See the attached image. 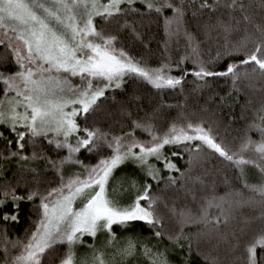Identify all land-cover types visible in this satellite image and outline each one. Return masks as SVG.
Listing matches in <instances>:
<instances>
[{
    "label": "snow or ice",
    "instance_id": "obj_1",
    "mask_svg": "<svg viewBox=\"0 0 264 264\" xmlns=\"http://www.w3.org/2000/svg\"><path fill=\"white\" fill-rule=\"evenodd\" d=\"M260 7L264 9V0ZM96 18L115 22L145 49L151 38L141 28L153 23L161 27L164 59L153 66L145 56L118 47L120 36L98 27ZM233 34L238 38L230 39ZM181 39L182 49L173 58L170 45L179 47ZM209 41L217 47L214 53L209 48L205 58ZM0 52V64L13 69L0 71V264H116V257L122 262L137 254L147 264H171L168 249L159 247L164 238L182 254L180 264H191L193 252L203 255L205 264H219L201 249V239L211 237L209 229L219 233L221 224L228 225L235 208L255 204L261 207L259 215L243 219L220 239L235 254V264H264V105L248 125L259 139L246 131L236 146L226 144L208 121L183 111L162 131L154 123L156 109L133 118L123 105L121 115L128 123L116 121L118 132L88 124L101 108V98L107 99L106 91L121 88L125 77L156 90L181 92L189 76L197 89L222 79L231 81L233 90L250 75L264 78V18L257 21L248 0H0ZM69 77H79L80 83ZM224 100L220 97V103ZM137 131L148 138L140 139ZM81 150L95 154L96 162L85 164L77 156ZM184 153L189 168L195 160L216 156L234 174L222 177L230 189L225 195H217L213 183L195 211L170 209L179 228L168 232L157 190L182 184L188 169L177 161ZM36 161L43 167H32ZM125 162L140 169L143 182L132 181L122 189L130 198L121 202L115 189L109 192V182ZM66 165L78 170L67 172ZM249 168L258 172L255 183ZM49 171L55 179L45 177ZM25 203L32 204L37 218L23 239H9L6 226L19 222ZM135 221L150 227L156 243L141 237L120 242L113 225ZM254 221L258 226L253 227ZM186 224L203 227L186 233ZM98 233L106 234L105 246L113 251L93 243L86 245L90 256H78L84 237L94 240Z\"/></svg>",
    "mask_w": 264,
    "mask_h": 264
},
{
    "label": "trees",
    "instance_id": "obj_2",
    "mask_svg": "<svg viewBox=\"0 0 264 264\" xmlns=\"http://www.w3.org/2000/svg\"><path fill=\"white\" fill-rule=\"evenodd\" d=\"M251 4L253 11L256 13L257 21L264 18V9L260 7V0H248ZM98 27L102 26L106 32L112 34H118L120 36V44L118 47H125L130 49L133 54L140 56L143 55L148 59V62L157 66L158 63L164 59L163 46L160 43L164 39L163 30L161 27L156 26L154 23L150 26L141 28V31L145 33V38H151V43L148 49H145L139 41H136L130 34L123 33L119 30L118 25L115 22L104 23L99 18H96ZM239 34H233L230 39H237ZM220 43H223V37L218 38ZM183 40H179V47L176 42L170 45V54L173 58L178 55V51L182 49ZM217 44L214 41H209L204 45V55L207 58L209 54V48L214 53ZM3 53L0 52V56ZM191 66V65H188ZM13 70L12 66L0 64V71ZM173 74H178L173 72ZM188 83L184 85V89L181 92L179 89L170 90L165 89L163 91L154 89L151 85L140 79H129L126 77L125 83L119 89H109L106 91L105 98H101L103 103L101 108L97 111L95 116L90 117L89 126H96L102 130L119 131L120 124L116 121L120 120L122 123L127 124L126 117L121 115V105L126 106L132 113L133 118L146 117V114L153 112L156 109L154 123L159 130H164L170 122L175 120L181 113L187 112L194 114L197 117L203 118L212 124L213 128L219 133V136L226 144L230 146H236L239 144L240 138L247 131L248 135L254 140L259 139V133L253 129L248 130V125L255 119L256 111L264 105V78L258 75H250L248 79L243 80L238 85V90L232 89L231 81L226 80H210L208 87L196 88V84L193 82L194 78L189 76L187 78ZM220 97H224V103H220ZM114 98V99H113ZM179 105V107H177ZM171 106V107H169ZM82 126L83 121L81 120ZM127 130V129H125ZM137 136L140 139H147L146 133L137 131ZM173 150H178L173 148ZM50 154L51 148H46ZM63 154V153H61ZM78 158L84 161L85 164H94L97 156L95 154H89L84 150H81L77 154ZM188 156L183 154V158L177 161L179 167L182 170L188 169L187 175L181 177L182 184L178 183L175 187L166 188L161 185V188L157 190V195L161 197L162 203L160 204L158 211L164 218L166 230L168 232H174L178 230L176 218L171 215L170 209L175 207L180 209L182 207H190L195 211L199 198L208 191V188L213 183L215 184L216 194L225 195L230 191L229 187L222 182L224 173L229 176L234 174V169L229 167L226 162H222L221 159L216 156H207L199 160L193 161L189 168L186 162ZM32 167L42 168L43 164L40 161L34 162ZM12 167H15L13 164ZM125 167L129 168V174L134 177L135 181L139 184L143 182V173L136 166L130 165L128 162ZM131 167H133L131 169ZM122 168H119L113 174V182L122 176ZM174 175H179L173 173ZM45 177L48 179H55L51 171L45 173ZM199 177L205 181L204 185H201L197 180ZM155 188V184L153 185ZM233 188L239 189V185L233 183ZM195 194L196 199H193ZM245 197L249 193L244 192ZM261 211L259 204L255 205H242L237 207L233 211L234 219L228 224L219 226V233L215 230L211 231V237L201 239V249L218 258L219 264H235L236 256L229 248L228 244L220 239V234H229L238 229L239 224L245 218L258 216ZM37 217L34 214V209L31 203H25L22 205V212L18 223L8 224L7 232L9 239L20 238L23 239L27 233L32 229V221ZM131 226L135 229L133 237L150 238L151 243H156L155 238L152 237L151 229L144 222L135 221L130 222ZM258 226V221L253 222V227ZM4 227L0 225V228ZM198 227L202 225L186 224L184 231L186 233L195 234ZM161 250L168 249L167 257L171 264H180L182 254L173 248L167 238L162 239L159 242ZM2 260V257H0ZM191 264H205L203 255H198L195 252L190 257ZM147 264V259L145 261Z\"/></svg>",
    "mask_w": 264,
    "mask_h": 264
},
{
    "label": "rangeland",
    "instance_id": "obj_3",
    "mask_svg": "<svg viewBox=\"0 0 264 264\" xmlns=\"http://www.w3.org/2000/svg\"><path fill=\"white\" fill-rule=\"evenodd\" d=\"M69 79L72 81L73 84H79L80 80L79 77H69ZM126 81V77H125ZM128 162H125L124 164L118 166L117 169L122 168V176H120L119 179H116L113 182V175L110 178L109 182V192L111 193L113 189H115L116 198L121 200V202H127L130 198V192L129 191H122V189L126 190L129 188V185L132 181H135L134 177L131 176V173L129 174V171L125 165ZM130 165L136 166L132 162H130ZM137 167V166H136ZM67 172L77 171L78 169L73 167L72 165H66L65 166ZM133 167H131L132 169ZM116 169V170H117ZM113 174L115 173V171ZM249 177L251 182L255 183L258 180V172L255 169L249 168ZM113 231L116 233L117 238L120 240V242H123V238L125 237H133V232H135V229L131 226L130 222L125 226H119V225H113ZM86 244L78 246L77 248V254L81 257H88L91 255V249H89L86 245L95 244V246L99 249H103L106 252L113 251L111 246H105V240L107 239V236L105 233H98L97 237L93 240V238L85 236L84 237ZM146 257L137 254L135 257H128L124 261H120L119 257H116V264H145Z\"/></svg>",
    "mask_w": 264,
    "mask_h": 264
}]
</instances>
